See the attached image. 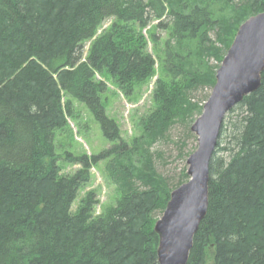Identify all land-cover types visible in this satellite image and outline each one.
<instances>
[{
    "label": "trees",
    "instance_id": "16d2710c",
    "mask_svg": "<svg viewBox=\"0 0 264 264\" xmlns=\"http://www.w3.org/2000/svg\"><path fill=\"white\" fill-rule=\"evenodd\" d=\"M231 1L0 0V264H159L155 215L171 194L151 147L188 115L191 92L215 86L216 72L201 69L216 54L210 34L234 24L227 49L241 24L264 12V0H245L225 18ZM157 21L169 33L166 77L129 145L107 114L106 76L129 99L156 76L158 58L143 30ZM150 37L157 46L156 33ZM73 99L88 106L112 144L91 157L68 155L81 169L65 175L55 139L74 117ZM238 106L244 115L233 154L217 159L218 143L207 216L187 264H264V72L258 91ZM106 161L120 192L116 205L95 215L89 191L73 212L91 169Z\"/></svg>",
    "mask_w": 264,
    "mask_h": 264
},
{
    "label": "rangeland",
    "instance_id": "374dc122",
    "mask_svg": "<svg viewBox=\"0 0 264 264\" xmlns=\"http://www.w3.org/2000/svg\"><path fill=\"white\" fill-rule=\"evenodd\" d=\"M243 1L245 0H232L231 2L234 5L224 7L222 16L228 18L230 15H233L236 12L233 8L238 9L241 5L240 3ZM110 21L106 23L104 28L110 25ZM157 23L158 21L143 30V34L149 42V52L158 58L156 76L149 83L139 88L136 95L131 97V99L119 90L117 84L110 76H106L109 90L104 95L103 100L107 114L110 118L117 121L122 139L129 145H132L134 138L140 135V121L145 117L148 118L154 112L155 101L153 97L154 91L157 89V82L159 79L164 80L166 77V65L163 64V61L166 60V42L169 40V33L164 29H156ZM234 26V24H231L229 30L224 35L220 32L217 35L215 33L210 34L214 42L213 45L216 47L214 51L216 54L205 59V65L201 68L202 71H214L217 74L224 60L223 53L226 55L231 47L226 49V40L224 42V39L230 37ZM151 33H156L157 35L159 43L157 46L151 42ZM219 36L222 37V40ZM89 44L87 43L86 45L84 56L87 55ZM172 45L174 49L177 48V43L172 42ZM219 56H222L221 60L217 59ZM168 79L170 78L168 77ZM212 90L213 88L209 86H203L191 92L189 101L185 103L184 107V109L188 110V115L178 119L179 122L170 127L165 137L159 138L151 147L155 168L165 180L170 194L174 189L179 187L181 182L184 184L190 180V178L185 180L184 175L188 171V159L190 155L198 148V138L192 132L191 127L202 115L204 105L210 98ZM73 108L74 117L68 119V126L58 131L55 139L56 153L60 157L58 164L65 175H73L81 169V165L68 162V155L75 157L87 155L91 157L107 150L112 144L104 137L100 124L96 121L86 104L73 99ZM191 109L192 111L190 112L189 110ZM243 115V108H240V106L235 107L226 115L220 135V146L216 155L217 159H223L224 162L230 160L236 136L235 125L239 123L238 121L241 120ZM89 191H95L96 193L95 199L98 201V204L95 208V215H99L104 209L116 205L120 192L109 178L107 161L101 162L98 166L91 169V180L86 188L79 192L78 198L72 207L73 212L76 211ZM163 214L164 211L157 213L155 215L156 220H160Z\"/></svg>",
    "mask_w": 264,
    "mask_h": 264
},
{
    "label": "water",
    "instance_id": "95a60500",
    "mask_svg": "<svg viewBox=\"0 0 264 264\" xmlns=\"http://www.w3.org/2000/svg\"><path fill=\"white\" fill-rule=\"evenodd\" d=\"M264 72V12L245 21L216 74V84L191 127L198 148L188 159L190 180L171 193L154 230L159 264H187L200 224L209 207L210 162L218 147L226 115L258 91Z\"/></svg>",
    "mask_w": 264,
    "mask_h": 264
}]
</instances>
